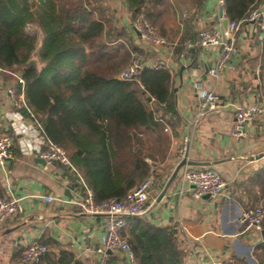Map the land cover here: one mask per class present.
<instances>
[{
    "label": "crops",
    "instance_id": "obj_1",
    "mask_svg": "<svg viewBox=\"0 0 264 264\" xmlns=\"http://www.w3.org/2000/svg\"><path fill=\"white\" fill-rule=\"evenodd\" d=\"M108 1L118 22L130 34L132 43L145 52L142 62L163 60L167 63L179 115L174 128L166 127L170 145L164 160L153 163L154 171L150 173L153 183L146 202L147 210L141 218L155 226L175 229L185 249L182 264H219L228 254L245 264H258L254 250L264 243V222L261 230L240 233L237 220L242 208L264 204V113L247 124L245 137L232 138L230 130L233 107L255 103L258 93L264 90V30L257 22H242L237 34V52L229 67L218 78L207 73L203 77L205 67L215 63L219 48L208 46L189 51L192 47L187 49L185 42L193 43L201 29L225 27L217 0H203L199 9L195 0H162L158 9L165 42L159 46L138 38L125 0ZM255 7L264 8V0H256ZM27 28L43 34L35 24H28ZM180 44L184 48L176 52ZM35 65L39 66L36 62ZM19 76L21 72L17 69L0 68V126L13 137L15 145L7 169L0 167V196L17 197L22 206V211L0 221V264H24L20 259L22 249L41 240H45L51 259L43 264H54L52 260L58 257L61 249L71 251L83 264H97L99 254L95 249L100 245L105 216L84 212L72 203L83 194L71 169L67 170L58 162L46 163L37 154L21 151L22 136L8 118V113L14 110L8 90L19 89ZM198 83L213 89L223 105L197 115L195 85ZM184 136L188 137L184 164L193 168L211 167L223 176L225 187L219 198H195L192 186L180 182L178 170L159 199L164 184L181 162L178 147ZM38 144L36 140V146ZM16 147L20 151L17 156L14 155ZM46 194L54 196V200L43 201L41 196ZM133 221L134 217H127L129 225ZM124 236L134 257L129 258L121 250H108V261L139 264L140 250L128 228ZM33 262L41 261L39 258Z\"/></svg>",
    "mask_w": 264,
    "mask_h": 264
},
{
    "label": "trees",
    "instance_id": "obj_2",
    "mask_svg": "<svg viewBox=\"0 0 264 264\" xmlns=\"http://www.w3.org/2000/svg\"><path fill=\"white\" fill-rule=\"evenodd\" d=\"M125 1L132 22L144 12L164 38L158 9L162 0ZM202 3L195 0L196 8ZM255 5L256 0H224L223 7L229 20L244 22ZM28 24L43 32L38 47L37 33ZM197 38L198 33L193 41ZM131 53L145 60L108 0H0V68L21 72L26 107L19 110L64 148L82 177V194L90 189L95 202L121 198L150 176L153 163L164 160L170 145L166 127L179 121L169 68L145 66L137 80L118 78ZM34 54L38 67L29 64ZM141 216H133L125 227L140 250L139 264H182L185 249L175 229ZM46 247L41 262L32 264L51 260ZM254 255L264 264V243ZM52 262L83 264L66 249ZM234 264L245 263L235 258Z\"/></svg>",
    "mask_w": 264,
    "mask_h": 264
},
{
    "label": "built area",
    "instance_id": "obj_3",
    "mask_svg": "<svg viewBox=\"0 0 264 264\" xmlns=\"http://www.w3.org/2000/svg\"><path fill=\"white\" fill-rule=\"evenodd\" d=\"M217 2L220 6L221 18L227 19L225 27L221 29H201L198 31V38L195 42H185L187 49L193 45L202 48L208 46L219 48L215 63L209 66L207 70V74L212 78H218L229 67L230 60L237 52V34L240 24L243 22V20H229L224 13V0H217ZM245 20L257 22L259 27L264 30V8H251ZM132 26L138 37L147 44L159 46L164 43V38L157 32L144 12L139 13ZM145 66L152 69L168 67L163 60L143 63L133 55L118 74V78L137 80ZM17 81L22 87L23 78L19 76ZM195 90L198 98L196 105L197 115L206 109L215 110L223 105L222 99L213 89L206 88L201 83H198L195 85ZM8 93L12 98L14 107V110L8 113V118L22 136L21 151L27 154H37L46 163L58 162L64 166H70L80 184H83L81 175L72 167L64 148L46 136L41 129L40 123L35 118H26L20 112V108L26 107L22 91L16 92L14 89H9ZM260 113H264V90L258 93L255 103L233 107L234 120L230 136L232 138L245 137L247 124ZM36 140L39 142V146H36ZM187 142L188 137L184 136L178 147L180 161L185 160ZM13 146V137L0 126V167L3 169H7L8 160L13 155ZM178 176L182 184H190L192 186L191 193L195 198L207 196L210 199H217L223 194L225 180L217 170L211 167L193 168L183 164L179 169ZM152 183L153 178L148 176L136 187L127 191L123 197H112L101 202H95L91 190L87 188L85 194L79 199L72 201V203L79 205L84 212L103 214L105 216L103 232L99 238L100 245L95 249V252L99 254L97 264H110L106 253L108 250H121L126 252L129 258L132 259L134 257L130 244L124 236V229L127 224V217L145 214L147 210L146 202ZM41 198L45 202L54 200V196L50 194L42 195ZM18 211H22L19 198L0 196V221ZM263 222L264 204L242 208L237 220L240 233L251 229L261 230ZM46 251L47 247L44 243L33 242L22 249L20 254L21 262L24 264L33 262L39 259ZM234 262L235 257L228 254L221 258L219 264H234Z\"/></svg>",
    "mask_w": 264,
    "mask_h": 264
},
{
    "label": "water",
    "instance_id": "obj_4",
    "mask_svg": "<svg viewBox=\"0 0 264 264\" xmlns=\"http://www.w3.org/2000/svg\"><path fill=\"white\" fill-rule=\"evenodd\" d=\"M220 12H221V10H220ZM223 22L226 23V22H227V19L224 18ZM29 64H30V65H35V61H34V60H30V61H29ZM208 67H209V66L205 67L203 77L206 76V73H207ZM179 75H180V80L182 81V69L180 70ZM184 163H185V160H181V162H180V163L174 168L173 172L171 173L170 177L168 178V180L166 181V183L164 184V186H163V188H162V190H161V192H160L159 199L164 195V193L166 192V190L168 189V187L170 186V184H171L172 181L174 180V178H175V176H176V174H177L179 168H180ZM66 187H67L68 190L71 188L70 184H68ZM68 190H66V191H67V194H69V193H68ZM262 234H263L262 236L264 237V230H262Z\"/></svg>",
    "mask_w": 264,
    "mask_h": 264
},
{
    "label": "rangeland",
    "instance_id": "obj_5",
    "mask_svg": "<svg viewBox=\"0 0 264 264\" xmlns=\"http://www.w3.org/2000/svg\"><path fill=\"white\" fill-rule=\"evenodd\" d=\"M42 36H41V34H37V38H36V46L38 47L39 46V41H40V38H41ZM127 42V41H126ZM128 43V42H127ZM127 47H128V49H130V46L127 44L126 45ZM134 55V57H136V58H139V60L140 61H143L142 60V55L141 54H135V53H131V55H130V58L128 59V61H127V63L129 62V60L131 59V57ZM31 60H34L36 63H38V65H40V62H39V60H38V57H37V55H35L34 54V56H33V58L31 59ZM126 66V65H125ZM124 66V67H125Z\"/></svg>",
    "mask_w": 264,
    "mask_h": 264
}]
</instances>
